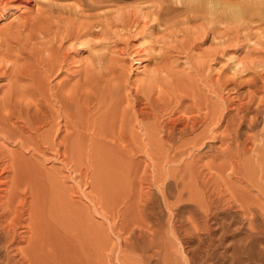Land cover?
<instances>
[{
  "label": "rangeland",
  "instance_id": "obj_1",
  "mask_svg": "<svg viewBox=\"0 0 264 264\" xmlns=\"http://www.w3.org/2000/svg\"><path fill=\"white\" fill-rule=\"evenodd\" d=\"M168 4L167 0H0V115L7 114V111L15 113L19 126L29 128L25 134L15 135L9 130L6 132L7 128L0 125V171L9 175L10 181L18 182L11 195L10 206L15 216L22 215L21 223L30 221L29 214L37 211L54 249L61 247L60 244H67L64 248L69 250V255L76 257L85 249L93 254V249L100 245L105 252L99 248L104 260L102 264H128V259L131 260L137 251L134 254L127 252L121 244V238L128 236L120 228L122 215L126 214L127 220H131L133 214H137V204L141 206L140 202H144V195H152L156 199L151 210L155 211L154 220L160 223L167 224L170 217L172 220H183L190 210L198 214L194 206L185 202L176 203L175 184H169L166 190V200L172 207L168 209L157 188L162 182L156 181L173 176L178 168H185L196 159L200 164L216 163L214 166L218 164V167L215 169H201L206 171L205 178L211 180V191L220 188L221 193L219 190L217 193L226 198V206L235 204V208L222 209L213 219V226L218 227L212 231V235L218 238L215 243L230 245L228 248L219 245L215 250L219 252H214V255L224 264H261L264 260V178H261L264 167L259 165L260 156L256 155V151L259 145L264 146L261 141L264 138V112L254 129L242 126L244 135L260 136H256L260 140L254 138L256 153L243 158H247V161L243 160L247 168L242 170L232 166L229 159L208 150V146L226 149L230 142L227 137H223L224 142L211 137L220 131L218 136L222 139L223 128L214 129L211 126L215 131L207 128L209 139L215 141L212 140L204 148L206 152L203 151L210 157L203 158V153L199 156L197 149L192 152L189 148L193 145L192 139L202 133L204 126L197 125L193 130L196 133L189 132L179 141H172L165 139L160 125L185 111L196 112L186 114L198 116L200 120L208 112L223 108L225 103L228 106L230 101L238 102L243 94L252 93L251 88L255 92L250 94L256 96L252 97V102L258 105L259 99L263 98L260 101L264 103V21L254 19L250 26L242 24L235 30L229 24L232 28L228 33L223 32L224 24L217 32L203 34L208 20L201 16L177 27L172 24V19L168 25L154 16L156 10ZM175 7L181 9V4ZM172 16L180 14L175 12ZM42 29L44 32L40 31ZM37 32L42 33L41 36ZM54 60L59 67L54 74L48 73L46 77ZM225 83L229 89L221 86ZM221 97H229V101ZM146 103L149 107H144ZM40 105L46 107L50 120L49 124L38 126L40 129L37 131L30 128V115ZM140 107L148 114L141 115L138 111ZM248 130L251 131L248 133ZM184 142L183 148L180 144ZM252 144L249 141L247 146L254 147ZM22 161L25 164H21ZM22 165L21 170L26 168L28 172L26 169L23 172L19 170ZM25 172L32 176H23ZM12 188L13 183L10 185ZM237 190L244 191L246 196L247 200L241 202L243 206L253 210L248 215L254 219V230L249 229L246 216H241L240 204L235 199L232 201ZM40 191L45 193L40 194ZM115 198L123 202L119 208ZM66 202L70 208L64 206ZM31 206L34 207L31 209ZM111 206L114 207L113 212ZM63 209L66 212L70 209L71 213H65ZM10 215L9 221L14 217ZM66 215L70 219L64 220ZM224 227H229L233 233L229 232L222 238L220 235ZM20 229H24L21 224ZM88 230L95 232L90 235ZM206 234L204 232L202 237L207 238ZM90 237L98 240H94L97 246ZM76 238L82 241L78 242ZM73 241L81 251L73 246ZM92 243L94 247L90 245ZM173 243L179 261L186 248L178 241ZM196 244L197 241L190 242L192 248ZM224 251L227 252L224 256H229L221 258L220 253ZM74 252L78 253L74 255ZM128 253L132 255L129 257ZM1 254L4 255V252Z\"/></svg>",
  "mask_w": 264,
  "mask_h": 264
},
{
  "label": "bare ground",
  "instance_id": "obj_2",
  "mask_svg": "<svg viewBox=\"0 0 264 264\" xmlns=\"http://www.w3.org/2000/svg\"><path fill=\"white\" fill-rule=\"evenodd\" d=\"M26 1L29 2L30 0H26ZM168 2L170 4H168L164 8H160V9L156 10L155 13H154V16H158V19H160L162 22L165 21L166 24H168L169 22H172V20H173V23L172 24H174V26H176V25L179 26L180 24H185L188 21H191L192 19H196L197 17L201 16V18L203 17V19L208 20V25H205L204 28H203V34L206 33L207 31L215 32L221 25L223 27L224 24L226 26L224 27L225 31H223V32L228 33V30L230 29V27L232 25H233L232 27H235L232 30H235L236 29V26L238 27L239 25H242V24L243 25L247 24V25L250 26L249 23L252 22V20H254V19H255L254 21H258V20L259 21L260 20L261 21L262 20L264 21V0H167V3ZM173 4H176L177 6H179V4H181V9L178 8V7H175L176 5L173 6ZM175 12H178L180 14V16L173 17L172 15ZM150 16H151V14H150ZM168 17H170V18H168ZM179 18H182V19L180 20ZM155 19H157V18H155ZM160 20H159V22H161ZM158 24H160V23H158ZM229 24L230 25L232 24V25L229 26ZM176 30H178V29H176ZM181 30H182V28H181ZM184 30L186 31L185 28H184ZM40 31H43L44 32L43 29L40 30ZM46 31L47 30H45V32ZM178 31H180V29ZM237 31H238V29H237ZM39 33H38V35L41 36L42 33L41 34H39ZM201 33H202V30H201ZM224 34L225 33H223V35ZM198 35H199V32H198ZM42 36H44V34ZM224 36H226V34ZM62 38L60 40H63ZM65 38H67V37H65ZM9 49H10V47H9ZM53 57L54 56H52V58ZM52 58H50V61H51ZM57 61H58V58H57ZM97 61H98V59H97ZM55 62L56 61L54 60V65L51 64L50 68L48 67L49 69H48V72L46 74V77L49 74H51V73L54 74L57 71V68L59 67V64H57L58 62H56V64H57L56 65ZM49 64H50V62H49ZM39 75H40V73H39ZM41 76H42V73H41ZM257 82H255V83L258 84ZM252 83H251V85H252ZM226 85H227V83H225V85L222 84L221 86L222 87L224 86L223 88H225V87H227ZM248 86L250 87V85H248ZM227 88L229 89V87H227ZM239 88L241 89V87H239ZM251 89L254 90V88H251ZM230 90H231V87H230ZM253 90H251L252 93L251 92H249V93L247 92V94L245 93V96L243 94L244 97L243 96L240 97L239 98V101L237 100L238 102H236V101L235 102L234 101H230L231 103L232 102L233 103L232 104L229 103L228 106H226L225 105L226 103H225L223 108H218V109L213 110L212 112H208L207 114H205L204 116H202L203 118L200 119V120H199L198 116H191V115L186 114L189 111H185L186 109L184 107H183L184 108L183 111H185V112H182V108H181V111H180V109H178L179 113L180 112H182V113L176 114L175 117H170V118L168 117L169 119L167 121H165L164 125H160L161 126L160 129H162V131L165 132V139L169 138L172 141H174V140L175 141H179L181 138H183V136H185L186 134H189V132L190 133L193 132V130L195 129V127L197 125L204 126L205 128L202 131V133H200L196 137L194 136L195 138H193L192 141H191V143H193V145L189 148L192 152L195 149H197L198 150L197 153H199L198 155L201 156L202 153H203V151L206 152L204 150V148L207 147L212 140H214V139H211V140L209 139V137H210L208 135L209 133L208 134L206 133V131H209L207 128H211V126H213L214 129L215 128L216 129L223 128L222 131H224L223 132L224 134H223V136H221L222 139L218 136V134L221 133L220 131H219V133H216L217 135L214 134L215 136L212 135L211 137L218 138L217 140H221L223 142L225 141L223 137H227L226 139H228V141H230V142H228L229 144H228L227 147L224 145L226 147V149H224V147H222L223 149H219L218 147H217V149L216 148L213 149L212 146H208V150H209V152H214L215 154H220V156L218 155L219 157H225V158H227V160L229 159V162H230V164L232 166L233 165H236L237 166L236 167L237 170H242L243 168L246 167L245 166V161H244V165H243V160H246L247 159V158L246 159H243V158H245V156H247L248 154L250 156H252L251 154H253V152H255V150L257 148V147H255L256 143L254 142V138H256V140L258 139L256 137L258 135H256V134H255L256 136H254V137H253V135H251V136L250 135H244L242 133V126L244 128L246 126L249 129H251V130L254 129L253 126L255 125V123L256 124L258 123V120H259L260 115L264 112V105H263L264 103L261 102L263 98L262 99H259L258 105H256L255 102L254 103L252 102V97L253 96L251 94H253L255 92V90L254 91ZM223 91L225 92L226 89H223ZM227 91H226V93H227ZM247 91H250V89H248ZM258 91H260V90H258ZM50 95H52V94H50ZM219 95H220V93H219ZM137 96H138V94H137ZM187 97H188V95H187ZM254 97H256V96H254ZM133 98H135V97L133 96ZM227 98H229V97H227ZM227 98L226 97L225 98L223 97L222 99H225V100L229 101ZM260 102H261V104H260ZM147 103H149V102L147 101ZM147 103H146V105L144 107H147V106L149 107V104H147ZM140 104L143 105L142 103H140ZM141 107L139 108L140 110H138L140 112V114L141 115L142 114H148V111H144L145 109L144 108H141ZM45 108H43V106L41 107V105H40V108L35 109L36 111H34V113L33 112L31 113V115H30V118L32 119L31 122H30V128L31 129H34V130L39 131V129L41 127L40 125L49 124L50 116L48 115V111ZM193 108H190V109H193ZM188 109L189 108H187V110ZM12 111H14V109ZM191 111H193V110H191ZM6 113L7 114H1L0 115V125L1 126H4V128H7L6 129V132L9 130V133H12V134H15V135L18 134V133H21V135H23V134H25L29 130V128H26V127L25 128H22V127L19 126V121L15 118V116H14L15 113L14 112H13L14 114H11V112L8 113V111ZM192 113H196V112L193 111ZM192 113L189 112V114H192ZM19 116H21V115H19ZM146 116H144V118ZM15 119H16V121L14 122ZM67 119L68 118L66 116L65 117V120H67ZM38 126H40V127H38ZM211 130H213V129L211 128ZM251 130H248V133ZM213 131H215V130H213ZM210 132H212V131H210ZM210 135H211V133H210ZM17 137H18V135H17ZM258 137L260 138V136H258ZM24 140H26V138ZM258 140H260V139H258ZM249 141L253 142L252 145H254L255 149H254L253 146L252 147H248L247 146V143ZM261 141H263V144H262ZM261 141H260V143L262 145H264V138L261 139ZM185 142H186V140H185ZM185 142L183 144H180V145L183 147V145H185L186 143H188V142H186V143ZM256 142H259V141H256ZM214 144H215V142H214ZM260 146L261 145L258 146V150L256 151L257 153L256 152L255 153H256L257 156H260V160L258 162L259 165L262 166V167H264V146H262V147H260ZM171 148H173V147H171ZM233 149L235 150V152L233 151ZM230 151H232V152H230ZM207 153H208V151H207ZM209 155H207V154L205 155V153H203V156H204L203 158H205V157L207 158V156H209ZM211 157L212 158H216L215 155H211ZM203 158L202 159L200 158L199 160H203ZM235 158H236V161L234 160ZM251 159H253V158L251 157ZM0 160H2V159H0ZM18 160H19V158H18ZM212 162H214V161H212ZM22 163H23V161L21 162V164ZM17 164H20V162H18ZM17 164H15V166H18ZM23 164H25V163H23ZM201 164H200V161L198 162V159H196L193 162H191L190 164H187V166H185V168H182V169H181V167L178 168V170H177L176 173L173 172V173H175L173 176H169L168 175V177H171V178L165 177V179H163V180H159L158 179L156 181V183L162 182L160 184V186H158L157 188H158L159 192L162 194L161 196H163L162 197V198H164L163 201H164V203H165V205H166V207L168 209H171L172 207L170 205L171 203L169 204V201L166 200V198H167L166 193L168 191L169 184H175V187H176L175 188L176 189V203L177 204H179V203L184 204V202H185L187 204H190V206L191 205L194 206L195 211L198 212V214H196L195 212H193V211L190 210V212L188 213V216L186 218H184L183 220H178V219L172 220V217H170L171 219L169 218L170 220L168 221L167 224H163L162 222L160 223V222L154 220L153 217H155V213H154L155 211L153 212V210H151V206H152V204H154L153 201H156V199L154 200L152 195H150L151 197H149V196L143 194L145 196L144 197L145 199H144V202H140L142 204L141 206H140V204H137L138 205L137 206V209L138 210L136 211L137 214L134 215L135 214L134 213L133 214L134 217L131 220H127V218H126L127 216L125 217L126 214L122 215L123 216V220H122V224H121V227L120 228H121V230H123V232L126 231V234L128 236L126 235L127 236L126 238H121L120 237L122 239L121 244H122L123 248L127 252L130 251L131 253L134 254L137 251V253L133 255L135 258L133 256H131L133 258L131 260L128 259V264H224V263H221V260L222 259L219 260L220 258H218V256L216 257L214 255V252H219V251H215L217 247H220L219 245H222V246L224 245V247H226V248H228L230 245L225 244V242H221V240L219 241V242H221V244H218L217 243L218 246L215 243L216 239H218V238H216L215 236L212 235V231L213 232L216 231L218 229V227H214L213 226L215 224L213 222V219L214 218L216 219V216L218 215L219 211H221L222 209H224V210L231 209V208L234 207L235 204L233 202L232 204H234V205H231L230 206V204H229V205L226 206L227 202L224 200L226 198L223 199L224 196L223 197L222 196H219L218 195L219 193H217V190H219L220 188L217 189L216 191H214L215 189H213V191H211V188H210V185H209V182L211 180L206 177L207 180H208V181H206V178H205V174L206 173L205 172L207 170H210V169L211 170L212 169H215L216 166L218 167V164L216 166H214L216 163H211V162L210 163H205V164L201 163ZM26 166H28V165H26ZM24 167H25V165H24ZM203 167H206L205 168L206 171H202L201 168H203ZM21 168H23V165H22V167H20L19 170H21ZM25 169L26 168H24L23 171ZM222 169L225 170L224 167ZM16 170H17V168H16ZM19 170H17V172H19ZM262 170H263V168H262ZM23 171L21 170V172H23ZM25 171L28 172L27 169ZM3 172L0 171V206H1V211H0L1 212L0 213V229L2 228V231H0V238L2 239V240H0V264H102V262H104V260L102 261V255H101V252H100V249H101V251L105 254V252L102 250L104 248L103 247L100 248L101 246L98 245L95 242V241H98V240H95L96 238L94 239L95 240L94 241L90 237V239L93 240V243L95 242L96 243V246L98 245L100 249L98 247L94 248L93 249V254L90 253L91 252L90 250L85 249V252L82 251V253H80L81 255L78 254L79 256H76V257L74 256L73 257V256L69 255L70 254L69 250L67 251V248H64L67 244L65 246H63V245L60 244L61 247H59V248L58 247H55V249L51 246L52 245V242L50 241L49 233L45 229V227H44L45 224L43 225L44 222L40 218V216H39V214H38L37 211H35L32 214H29L30 221L27 220L28 222L21 223L22 220H23L22 215L19 214V215H16L15 216L14 215V212H13V208L10 206L11 205V198L13 197V196L11 197V195L14 193L13 192L14 188L17 189L18 182H16L15 180L10 181V176L9 175H5ZM14 172H15V169H14ZM26 172H25V174L23 173L24 174L23 176L27 175ZM167 174H169V173H167ZM242 174H243V172H242ZM261 174H264V172H262ZM3 175H4V177H3ZM20 175H22V174L20 173L19 176ZM27 176H29V175H27ZM31 176H29V177H31ZM243 176H244V174H243ZM246 176H248V175H246ZM2 177H3L4 181H2L3 180ZM33 177H34V175H33ZM261 178H264V176L261 177ZM170 179L173 180V183L171 182ZM247 179H249V178L247 177ZM250 180H249V182H250ZM29 182H31V181H29ZM11 183H13V188L12 189H10ZM34 185H36V184H34ZM256 185H257V182H256ZM42 187L43 186H41V188ZM131 187H132V184H131ZM170 187H171V185H170ZM256 187H258V186H256ZM41 188H40V190H42ZM150 192H151V190H150ZM232 192H234V191H232ZM243 192L244 191H240V190L235 191L234 197L232 198V201L235 199L234 201H236V202H238L240 204L239 210L241 212V216H243V217L246 216L245 217L246 219L245 218L244 219L245 220H248L247 223H248L249 229L250 230L251 229L254 230L255 229V226H253L254 219L248 215V213L249 212H252L253 210L251 211V210L246 209L245 206H243V204L241 203L243 200H247V199H245L246 196L244 195ZM43 193H45V192L40 191V194H43ZM220 193H221V191H220ZM245 193H248V192H245ZM15 194H16V192H15ZM150 194H152V193H150ZM33 200L36 202L37 201V198H35ZM59 200H61V199H59ZM62 201H63V199H62ZM115 201H118V199L116 200V198H115ZM122 201H123V199H122ZM140 201H143V200H140ZM110 202H111V205H112L113 202L112 201H110ZM118 202H119V204H118L117 207L119 208L120 204L123 203V202H120V201H118ZM137 202H139V201L137 200ZM124 204H126V203H124ZM40 205L42 206L43 204H40ZM60 205H62V203ZM67 205H68V203L65 204L64 206L68 207ZM127 206L128 205H126V208H129ZM33 207L31 206V209ZM68 208H70V207H68ZM97 208H98V206H96V209ZM250 208H252V207H250ZM152 209H153V206H152ZM63 210H65V213H68V212L71 211L70 209L68 210V212H66V209H63ZM111 211L112 212L114 211V207H112V206H111ZM55 212H57V211H55ZM61 212L63 213V211H61ZM118 212H117V214H118ZM9 214L14 215V217L11 218L10 221L8 220V215ZM12 215H10V216H12ZM81 215H83V214H81ZM197 215H199V216H197ZM65 217H66V219L64 218V220L70 219L69 217H67V215ZM81 218L83 219V216ZM86 220H88V219H86ZM74 221H76V220H74ZM20 224L22 225V227H24L23 230H21V229L19 230ZM64 225H65V223H64ZM68 226H70V225H68ZM74 226H76V224ZM86 227H88V226H86ZM93 229L94 228L92 227V230ZM230 230L231 229H229V227H226V228L224 227L220 236L222 238L223 237L225 238V236L229 232H232L233 231V230L232 231H230ZM90 232L91 231H89L88 233L91 235L95 231L92 232V233H90ZM204 232L207 233L206 234L207 235V238H204V236L202 237V235L204 234ZM59 234H61V233H59ZM72 234L74 236L80 237V235L77 234V233H75V234L72 233ZM96 235L98 236V234H96ZM93 238H94V236H93ZM77 240H78V242L82 241V240L79 241V239H77ZM92 240H90V241H92ZM173 241H178L180 243V245H183L184 246V249L186 248V250H187V251L185 250V252H183V257L179 261H178V259H176L178 257V253L175 251V248L176 247H174ZM191 241H197V244H196L197 246L195 245L192 248L190 246V242ZM69 242H71V241H69ZM63 243L64 242H62V244ZM73 243H74V241H73ZM93 243L90 244V245H93ZM20 244H22L23 246L22 245L20 246ZM79 244H81V243H79ZM86 244H87V242H86ZM70 246H72V245H70ZM73 246H75V248H78L79 249V247H77L75 243L73 244ZM93 247H94V245H93ZM2 251L4 252V255L1 254ZM78 252H74L75 253L74 255H76V253H78ZM226 253L227 252H225V251L224 252H221L220 253V257L221 258L222 257H225L224 255ZM184 254H185V256H184ZM216 254H219V253H216ZM47 255L49 257H47ZM129 255H132V254H129L128 253V256ZM228 256H229V254L226 257H228ZM230 257H232V256H230ZM234 258H236V257H234ZM51 259H53V261ZM227 260H228V258H227ZM225 261H226V259H225ZM233 263H234V261H233ZM228 264H232V262H229ZM261 264H264V260H263V262L261 261Z\"/></svg>",
  "mask_w": 264,
  "mask_h": 264
}]
</instances>
